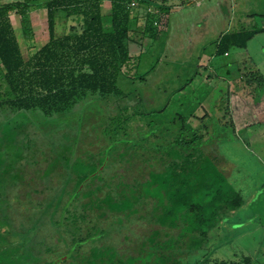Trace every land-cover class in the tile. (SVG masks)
Returning a JSON list of instances; mask_svg holds the SVG:
<instances>
[{"label": "trees", "instance_id": "16d2710c", "mask_svg": "<svg viewBox=\"0 0 264 264\" xmlns=\"http://www.w3.org/2000/svg\"><path fill=\"white\" fill-rule=\"evenodd\" d=\"M101 1L0 3V78L7 85L0 89V109L9 110L0 134L7 133L20 144L11 155L0 157L2 175L8 176L3 190H11L5 212L17 213L12 206L17 202L23 211L18 229H7L21 239L13 264H249V253L210 257L227 224L241 219L239 223L249 224L244 208L250 201L237 183L247 174L236 181L234 172L239 170L226 169L232 153L222 146L225 133L207 123L210 119L216 126L222 123L216 124L221 119L215 110L204 111L198 122L192 112L185 110L180 117L183 111L178 110L173 116L182 124L171 134H161L155 127L157 116L146 117L157 110H147L139 83L152 66L140 69L147 53L132 52L130 44L141 42L142 33L152 37L160 33L166 7L152 0H109L110 11L103 13ZM139 1L147 2L141 13ZM31 6H44L48 39L38 48L27 44L29 55L24 58L10 13L21 11L22 32L32 42L25 18ZM59 11L68 21L64 32L55 35ZM251 11L248 14L256 13ZM246 24L224 31L216 53L232 46L245 48L248 40L264 31V25ZM249 67L247 81H240L242 75L230 84L245 96L254 95V82L264 83L258 68L250 63ZM124 75L130 81L127 87L120 86ZM159 88L160 92L156 86L152 90L164 94L158 113L167 94L165 86ZM29 111L62 117L64 123L42 136V123L28 116ZM143 117V122L136 120ZM129 120L135 121L128 124ZM229 124L233 127L231 120ZM113 134L117 135L111 139ZM105 156L104 167L89 176Z\"/></svg>", "mask_w": 264, "mask_h": 264}, {"label": "rangeland", "instance_id": "374dc122", "mask_svg": "<svg viewBox=\"0 0 264 264\" xmlns=\"http://www.w3.org/2000/svg\"><path fill=\"white\" fill-rule=\"evenodd\" d=\"M2 1H5V0H0V2ZM7 1H10V0H7ZM183 1H184L185 6H182V7L189 6L190 8V10L186 11L187 13H184L185 16L187 18L189 17L196 18V21H199V22L201 20L200 17H202V15L205 12H207V10H212L211 6H214V4L218 3V0H210L209 2L208 1L204 2L202 0H183ZM103 2H107V1L103 0L102 4ZM152 2L157 4L159 1L152 0ZM169 2H172V1L169 0ZM247 2L248 4L254 3L255 7L259 9L261 12L260 15L255 17L254 19L255 21H252V19H250L248 21L249 24L253 26L264 25V0H247ZM200 3L201 5L197 6ZM178 4L179 5L177 6H172L169 8V12L170 11L172 12L170 13V18H169L171 22L173 21V19L175 21H178L176 18H179V17L174 16L175 14L174 12H176L174 8H176L177 10L178 8L181 7L180 1ZM195 4L197 7H195ZM146 5H147V2L146 3L142 1L138 2L139 13H141V11L146 8ZM34 8L35 9L33 11L28 10V12H26L25 14V18L29 20V23H31V27H28V29L29 31L31 30L30 33H32V37H33L32 42L31 40L29 41L27 39L25 44L26 45L28 44V46L30 45L31 49H33V47L38 48L39 45L43 43L44 38H46L45 35L48 33L44 6L40 7L41 9H36V7ZM103 8L105 11H109V9H107L108 7L105 8L103 6ZM248 9H251L250 5ZM237 14H238V10H237ZM237 14H235V16ZM22 17L23 16L21 12H17L14 16H12V22L14 24V27L17 33L19 34L18 39L20 40V43H22L21 45H23V38H22V31H21V25H22L21 18ZM64 17L65 16H63L62 13L60 12L57 13V15L54 18V28H56L54 32L58 30L61 31L63 29L64 27L63 20L65 19ZM70 18L73 19V17L71 16ZM67 21L68 20H66V22ZM66 22H65V25H66ZM232 27H234V25ZM177 29H178V26H175L174 29L172 30L176 31ZM176 33L178 35H175L171 30H169L164 36L165 39H163V41L166 40L163 42V45H162L164 47L163 51H165V54L169 58L171 56L172 57L177 56L175 51H173V49L171 48H173L174 45H176L178 41L177 36H181L180 35L181 30H179ZM204 39L209 40V39H212V37L207 36V34H205ZM160 45L156 44L154 46V50L151 52L149 51L147 53L146 60H145V57L142 59V63L140 64L141 65L140 69L144 70L146 67H149L150 65L152 66V70L149 71L151 73L147 74L146 79L151 80L153 78V75L155 74L154 72L157 69H160L161 65H167L166 63L162 64L158 62L159 61L158 59L160 58V54H159L160 49H162V46ZM262 47H264V32H259L258 34L254 35V38L247 41V44L245 46L247 50L242 47L232 46L231 49H229L228 55H225L223 53L217 55L214 61L216 68H214V66H211V65H208V66H205V65L197 66L196 65V68L194 69L196 73V77L194 73L195 79L193 80L192 84H189L187 87L193 88V86L197 83V80L199 79L198 75H200V78L202 80L204 79L206 80V78L209 77L212 73L214 74L213 70H216L215 78L216 80H218L220 76L219 73L224 74L225 72H227L225 65L227 66V63L231 62L233 59L239 58L238 55L245 57L246 63L241 64L240 67L231 65L228 69L229 79L231 75L233 77H236L239 74L244 75L243 78L240 80L241 82L247 81V79L250 78L249 77L250 75L249 63L250 64L252 63L249 62L250 61L249 58H252L253 61L259 62V66L263 68L261 69V72L264 73V50H261ZM195 52H196V47L190 46V50H188L187 56L188 54L190 56H193L194 55L193 53ZM173 64L174 63H168V66L173 65ZM177 66H178L177 67V80L174 83H170L169 85H167L166 87L167 94H165V101L170 96L168 95L169 91L172 92L173 89H175L177 85L183 84L184 77H186L187 74H193V67L189 66L188 64L182 65L178 63ZM255 67H258V66L255 65ZM173 72H175V68ZM223 82L224 80L221 79L219 83L223 84ZM123 85H126V81L124 82L120 81V86L122 87ZM253 85L255 86L253 96H248V97L241 96V95L236 96L230 93L227 97H226V94H223L221 98L219 94L217 95L214 94L215 97L213 96L212 99L214 98L215 100L211 104L209 101L204 102L205 104L204 108L208 111L215 110V114H216L215 117L221 119L220 121L216 122V124H218L219 122L220 123L222 122L224 124L226 123V125H229V126L224 127V124L221 123L218 126H216L215 124H213L215 119H210L207 122L210 125V128L214 127V129L217 130V132L223 131L225 133L224 137L226 138V141L222 144V146L228 149L229 153L230 152L232 153L230 154V162L226 164V169L230 170L233 167L239 170V173L237 174H235L236 172H234V175H235L234 178L236 179V181H238L237 177L240 178L241 174L245 176L247 174L248 177H244L243 179H241L243 182L241 181L237 183H238V187L241 189L242 193L244 194V197L246 199L250 197V201L247 203L246 207L244 208V211H245L244 218L245 217L248 218L249 224L245 225V224L239 223V222H243L242 219L240 221L233 222L239 225L233 226V223H231L232 226H230L229 224H227V226L219 233L217 240H215L217 241V243L218 242H221V243L218 244L216 249L213 250V253L212 255H210V257L227 259V258L239 257L243 253H249L251 254V257H252V260L249 264H264V180L261 179L262 177H264V83L255 84L254 82ZM6 86L7 85H6L5 80H1L0 78V89H4ZM157 90L160 92L159 87H157ZM146 95L147 94H143V96H146ZM163 95L164 94H162V98H163ZM159 97L160 95H158V98ZM212 99H210L209 97V100H212ZM219 100L224 101L225 104L227 103L228 111L224 110V105ZM145 103H147L146 104L148 108L147 110H150V109L157 110L155 113H150L146 115L147 118L151 119V118H156V116H158L159 114L158 110L162 107L163 103L165 102H161L158 99L154 101L149 100ZM214 104H216L217 106L221 104L219 105L221 108L211 109V106ZM80 106H81V102L77 104L76 108ZM1 109H6V108L3 107ZM168 110L169 109L165 111L161 110L159 112L160 114L164 112L171 119L167 120V117H166V119H162V122L155 123V127L159 129L161 134H163L166 131L171 134L174 130H176V128H178L182 124V121H180V119L171 115L172 113H175V112L172 111V113H170L168 112ZM197 111H198V115L197 114L194 115V117H196V119L195 118L193 119L194 122H198L197 121L198 116L204 113V110H200V108H197ZM167 113H169L170 115H168ZM31 115L37 122L42 123V128H44L42 130V136L44 135L46 136L48 130H53L55 126H57L58 123H64L62 117L60 118L56 117V119L54 118V116L51 118H47L45 116L43 117V115H41L38 111L32 112ZM146 117L137 118L136 120L139 119L138 121L143 122L141 121V119L144 120V118ZM180 117H184V114L180 115ZM44 120L45 122H42ZM187 120L189 121L190 119H187ZM230 120L233 122V127H232V124H229ZM134 121L135 120H129L128 124H131V123L133 124ZM97 130H99V128H97ZM17 131H19V129ZM43 131H46V132H43ZM3 132H6V129ZM208 133L209 131L205 130L204 140L209 145L211 144V141L208 138ZM7 135H8L7 133H5V135L3 133L0 134V157H4L3 155L6 153H9L11 155L15 149L20 147V144L18 142L11 141V138H9V136ZM116 135L117 134L111 135L110 136L111 139H113L112 137H115ZM3 169L4 168L0 167V218L1 220L5 218V222L0 221V229H2L0 232V264H13L14 258L16 257L14 255V252L19 250L18 244L21 243V239H20V236L17 237L16 234H13V232H7V229L9 228L18 229V225H20L19 222H21L19 216L21 213H23V211L21 209L22 205L19 202H17V204L12 205L14 208L17 209V213H8L9 209H7L8 212H5L6 211L5 208L9 201L8 194L11 192V190L10 189L3 190V186L8 185L5 183L6 177L8 176L2 175ZM247 178L248 180H246ZM9 217H13L15 221H11L10 219H8ZM251 218L253 219L254 222H250ZM1 233L2 234L5 233L8 235H1ZM116 237L119 238V234H117ZM22 240L24 241V236L22 237ZM127 243L128 241L125 240L123 245Z\"/></svg>", "mask_w": 264, "mask_h": 264}, {"label": "crops", "instance_id": "0c3cea01", "mask_svg": "<svg viewBox=\"0 0 264 264\" xmlns=\"http://www.w3.org/2000/svg\"><path fill=\"white\" fill-rule=\"evenodd\" d=\"M7 1V0H5ZM4 1V2H5ZM12 1V0H10ZM103 1V0H102ZM101 1V10L103 13L105 12H109L110 11V2L109 0H104L107 2H103L102 4ZM158 4H161V6H165L167 10L166 11V23L164 25V27H162V30L160 31V33L157 36L152 37L149 34H144L142 33L140 36L141 38V42L137 43H131V51L132 52H137L138 54L140 52H144V53H148L149 51H153L154 50V46L156 44H161L160 46L163 45V42L166 41L163 39L164 36L166 35V33L171 30L175 35H178L176 32H178L179 30H181L180 35L182 36H177L178 41L176 43V45H174L173 51H175V53L177 54V56H171L170 58L167 57V55L165 54V51H163L164 47L162 46V49H160V58L158 59L160 63H166L167 65H161L160 69H157L153 75V78L151 80L146 79L145 77V81L142 82L141 84L139 83V86L142 85V87H140V92L143 96V94H147L146 96H144V100L142 99V102L144 101H154V100H164L162 98L161 94H157V93H153L152 90L153 88L156 87H167V85H169L170 83H174L177 80V64L180 63L182 65L188 64L189 66L193 67V74H187L186 77H184V82L183 84L177 85L175 89H173L172 94L166 99V104L163 108L162 111H165L167 109L168 112L172 113V111H174L175 113L179 110V111H183L182 113L185 115L184 111L186 110L187 113L192 112L193 114H197L198 115V111L197 108H200V110H204L206 111L205 104L204 102L209 101L210 104L215 100L214 98L212 99V97L215 95L214 94H219L220 97H222L223 94H234V95H241V96H245L244 92L242 91V89H237L235 91H233L234 89L231 88V80L233 78V76H230V79L228 77V69L231 65L233 66H238L240 67L241 64L245 63V57L243 56H239V58L237 59H233L231 62L227 63L226 70L227 72H225L224 74L219 73V79L216 80V70H213L214 74L212 73L209 77L206 78V80H202L199 76V79L197 80V83L193 86V88H189L187 87L189 84H192L193 80L196 77V73H195V68L196 65H211L214 66V68H216V65L214 64L215 58L217 55H219L218 53H216V45H217V39L219 38V36L226 30L232 29V26L234 25L237 26L238 23L241 22H245L248 25L249 24V20L252 19V21H255V17L260 15L259 13V9H257L254 5V3L252 4H248L247 0H218L217 4H214V6H211L212 10H207V12H205L199 21H196V18H187L185 16L184 13H187L186 11L190 10L189 6L187 7H182L185 6L184 1L183 0H171L172 2H169V0H158ZM180 1V5L181 7L178 8L174 12V16L179 17L176 18L178 21H175L173 19V21L171 22L170 18V13H172L171 11L169 12V8L172 6H177L179 5ZM202 1H210V0H202ZM3 2V1H2ZM1 3V2H0ZM184 4V5H183ZM107 9H109V11H105L103 6ZM201 3L197 6H200ZM249 5L251 6V9L249 8ZM169 6V7H167ZM195 4V7H197ZM32 7V6H31ZM29 7L28 10H34V7ZM36 9H41L40 7H36ZM173 9V10H174ZM28 10L26 12H28ZM237 10H238V14H237ZM251 10H253V12H256L252 15L248 14L249 12H252ZM45 11V9H44ZM17 12H21L20 10H13L10 13V20L12 23V26L14 28V33L15 36L17 37L18 43L20 45V49L22 52V55L24 56V58H27L29 55V50H28V46L25 44L26 42V37L25 34H23L22 32V38H23V45H21L22 43H20V40L18 39L19 34L17 33L14 24L12 22V16H14ZM60 13L63 12L59 11ZM58 12V13H59ZM163 12V11H161ZM224 13V14H223ZM235 14H237L235 16ZM46 15V14H45ZM57 15V14H56ZM222 15V16H221ZM245 15V16H244ZM64 16V15H63ZM246 18V19H245ZM143 21V19L139 21V24H141V22ZM64 22V27L63 29L60 31H55V35H61L64 30H65V19L63 20ZM199 22V23H197ZM31 25V23H30ZM175 26H178V29L176 31L172 30L174 29ZM56 28H54L55 30ZM21 31H22V27H21ZM58 32V34H57ZM260 32H264V31H260ZM259 32H257L256 34H258ZM207 34V36H211L212 39L206 40L204 39V35ZM255 34V35H256ZM43 35V34H42ZM46 38H44V41L46 42V40L48 39V33L45 35ZM180 37V38H179ZM161 38V39H160ZM182 38V39H181ZM207 38V37H206ZM254 38V36L252 37ZM251 38V39H252ZM151 39V40H150ZM150 40V41H149ZM43 41V43H44ZM160 41V42H159ZM42 43V44H43ZM167 43V42H166ZM42 44H40L39 46H41ZM212 45V46H210ZM190 46H194L196 47V52L193 53V56H190L188 54L187 56V52L188 50H190ZM186 49V50H185ZM231 49V48H230ZM246 49V48H245ZM247 50V49H246ZM261 50H264V47L261 48ZM229 49L224 52L223 54L228 55ZM192 53V52H190ZM177 57V58H176ZM176 58V59H174ZM169 59V61H168ZM250 62L254 65H257L258 70L261 72V66H259V62L253 61L252 58H249ZM168 63H174L173 65L168 66ZM254 65V66H255ZM168 67V68H167ZM175 68V72H173ZM233 68V67H231ZM152 70V69H151ZM198 72V71H196ZM151 72H148L147 74H149ZM194 73H195V77H194ZM0 74L1 71H0ZM226 74V75H225ZM262 77H264V73L261 72L260 73ZM214 75V76H213ZM242 74L237 75V79L241 76ZM258 76V75H256ZM147 77V75H146ZM210 78V79H209ZM120 81L124 82L126 81V84L129 81V78L127 76H120ZM123 79V81H122ZM221 79L224 80L223 84H220L219 82L221 81ZM2 80V79H1ZM135 84V83H134ZM125 86V85H123ZM127 87V86H125ZM151 91V92H150ZM158 95H160V97L158 98ZM210 99L212 100H209ZM248 97V96H245ZM154 98V99H153ZM198 100V101H196ZM208 102V103H209ZM172 106V107H170ZM170 107V108H169ZM215 105L211 106V109L214 108ZM210 109V108H209ZM9 110L8 109H0V112H2V114L0 115V123L3 120H7L9 117V114L7 115V112ZM196 111V113H195ZM208 111V110H207ZM34 111H29L28 116H32L31 113ZM201 112V111H200ZM172 113L171 115L175 114ZM168 115H170L169 113H167ZM165 113H160L157 116V123L162 122V119L166 118L165 117ZM200 115H203L200 114ZM2 117V118H1ZM35 120V119H34ZM260 162V161H258Z\"/></svg>", "mask_w": 264, "mask_h": 264}, {"label": "water", "instance_id": "95a60500", "mask_svg": "<svg viewBox=\"0 0 264 264\" xmlns=\"http://www.w3.org/2000/svg\"><path fill=\"white\" fill-rule=\"evenodd\" d=\"M106 159H107V156L104 157V159L99 164V166L93 172H91L89 176L94 175L95 173H97L98 171H100L104 167V165L106 163ZM83 182H84V180L80 182V184L76 188L75 192H77L80 189V187L82 186V183ZM235 225H238V224L237 223H233V226H235ZM66 256H68V253L59 255L57 258L54 259V261L55 262H58L59 260L65 258Z\"/></svg>", "mask_w": 264, "mask_h": 264}]
</instances>
